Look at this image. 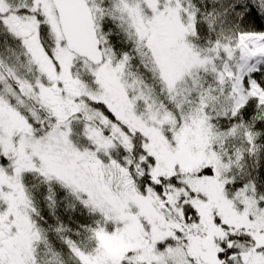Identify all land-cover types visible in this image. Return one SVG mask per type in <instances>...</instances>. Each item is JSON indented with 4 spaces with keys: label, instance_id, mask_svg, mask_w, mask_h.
<instances>
[{
    "label": "snow or ice",
    "instance_id": "snow-or-ice-1",
    "mask_svg": "<svg viewBox=\"0 0 264 264\" xmlns=\"http://www.w3.org/2000/svg\"><path fill=\"white\" fill-rule=\"evenodd\" d=\"M0 264H264V0H0Z\"/></svg>",
    "mask_w": 264,
    "mask_h": 264
}]
</instances>
